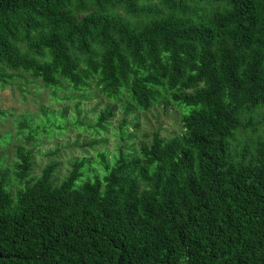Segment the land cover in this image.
<instances>
[{
    "label": "trees",
    "instance_id": "obj_1",
    "mask_svg": "<svg viewBox=\"0 0 264 264\" xmlns=\"http://www.w3.org/2000/svg\"><path fill=\"white\" fill-rule=\"evenodd\" d=\"M23 73L108 100L82 127L92 148L118 108L169 100L181 129L135 142L122 116L124 143L71 155L59 176L55 149L33 172L16 145L0 264H264V0H0V88Z\"/></svg>",
    "mask_w": 264,
    "mask_h": 264
},
{
    "label": "rangeland",
    "instance_id": "obj_2",
    "mask_svg": "<svg viewBox=\"0 0 264 264\" xmlns=\"http://www.w3.org/2000/svg\"><path fill=\"white\" fill-rule=\"evenodd\" d=\"M23 78H17L14 82L0 88V107L8 109L5 117L0 118V168L8 167L14 157L15 146L22 144L31 146L34 157L33 172H38L40 166L51 156L47 155L55 149V157L59 160L57 176L64 172L68 166L67 159L71 155L91 153L93 149L106 146L112 149L117 143H124L119 139L116 128L125 117L126 130L133 131L132 139L136 142L142 134L149 135L157 129L161 135L167 137L176 134L181 129L180 109L172 101H164L153 104L147 110H136L131 114H123L119 108L111 118L105 134V141L93 145V148L84 142L91 138L89 129L82 127L93 122L96 111L108 100L100 93L79 97L77 91L71 88L56 89L54 93L36 78L27 73ZM91 85L82 90V94L88 95L94 92ZM64 94H72V97H63ZM77 101V110L72 103ZM185 111L187 106L178 103ZM119 103H117V107ZM45 114H50L53 124H62L60 127L52 125L51 121L44 120ZM21 116L29 118L32 137L26 138V128L18 129L16 121ZM64 117V118H63ZM74 118L81 120V124L72 123ZM61 119L65 121L62 122ZM137 121L138 126L134 127L133 122ZM51 129L48 131V129ZM60 132V133H58ZM123 135L124 134H120ZM4 136H7L4 138ZM15 187L13 182L11 188Z\"/></svg>",
    "mask_w": 264,
    "mask_h": 264
}]
</instances>
